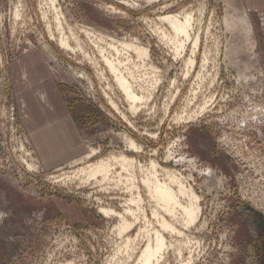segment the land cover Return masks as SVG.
<instances>
[{"label":"rangeland","instance_id":"obj_1","mask_svg":"<svg viewBox=\"0 0 264 264\" xmlns=\"http://www.w3.org/2000/svg\"><path fill=\"white\" fill-rule=\"evenodd\" d=\"M252 5L0 0V264L123 263L112 259L121 241L114 230L118 219L103 216L99 207L124 211L130 192L123 184H106V192L94 182L65 179L83 167L72 161L90 149L97 153L85 162L122 153L146 167L158 162L160 177L174 170L200 196V221L177 225L185 235L165 234L173 247L161 264H264V10L252 11ZM184 13L194 18L196 53L193 42L178 50L183 38L174 40L160 20ZM55 14L73 28L89 59L73 40L76 52L61 48ZM82 28L109 38L87 37ZM115 39L136 40L150 51L149 60L122 51L142 81L134 85L154 88L137 113L129 111L98 48ZM39 118L48 120L31 121ZM65 119L61 132L57 126ZM126 135L141 152L129 147ZM46 141L54 152L40 150L49 147ZM142 174L137 170V177ZM141 192L152 220L143 185ZM143 222L128 236L139 234Z\"/></svg>","mask_w":264,"mask_h":264},{"label":"bare ground","instance_id":"obj_2","mask_svg":"<svg viewBox=\"0 0 264 264\" xmlns=\"http://www.w3.org/2000/svg\"><path fill=\"white\" fill-rule=\"evenodd\" d=\"M55 1L56 0H49V2L52 4H55ZM55 10L58 11V9ZM55 16L56 17H54V19L57 25V27L55 28L57 29L56 32L60 34L58 41L61 48L74 52L79 49L81 50V52L83 51V53L88 58L89 55L84 48L85 45H82L81 40L78 38L73 28L68 26L67 29V27L63 26L62 20H60L61 16L59 14H55ZM160 20L163 24L168 25L171 28L173 32L170 36H172L174 40H180L181 38H183L179 43H177L180 46L178 50H180V48L184 49L181 47L182 45L193 42L194 50L192 52L196 53L199 46V35L196 34L195 37L192 36L194 18L193 16H191V14L184 13L180 16L176 14H166V16L162 17V19ZM82 32H84V34H87V37H96L102 42L109 38L102 33H98L91 29L82 28ZM72 40L76 42L78 49L72 47ZM98 48H100L99 51L103 58L102 60H104V62L106 63L105 65H107L109 69L108 71L113 76H115V83H117L120 91L123 92L126 101H128L131 105L129 106L131 107V110L129 111H132V113H137L139 111L138 109H140L138 107V104L145 102L146 100H148V98L151 99V96L149 95L153 94L152 91H154V86L152 87L153 89H151V91L149 87H147L146 85L142 86L141 83V86L139 85L138 87H140L142 93L139 92L138 89H136V82H139L140 79H136L137 77H135L131 72V68L128 66L130 60H125V53L123 54V52L125 51V49H128L136 53L138 59L146 58L149 60V49L137 43L136 40L119 41L117 39L113 40L112 42L106 43V47L98 46ZM177 53L178 51L176 50V54ZM90 61L98 65V61L96 62V60L94 61L91 58ZM188 61V64L192 65L191 67L193 68V66L195 65V60L191 58L188 59ZM151 65L149 66L150 68H152V70L156 69L154 65ZM100 75L104 76V73L101 74L100 72ZM155 82L156 85L161 82L160 78H157ZM134 83L136 85H134ZM173 98H175V95ZM112 99L109 98V101L111 100L109 103L110 105L114 106L113 108L117 109L118 112L119 107ZM123 139L124 141H128L129 147H131V149H134V151L136 152H141V148L137 146L133 138L126 135L123 137ZM90 150L92 151L87 153L83 157L72 161V163L74 164L84 163L85 165L83 164V167H79L77 170L73 171V174L70 175L69 173V176H66L65 179H80L86 183L94 182V185L103 187L105 191L107 190L104 187L106 184L108 186L114 183L115 187H119L121 184H123L125 192H130L131 194V197L126 201L124 211H118L115 208L113 209L107 207H99L100 212L101 214H103V216L108 218L116 217L118 219V224L115 225L114 230L116 231V235L120 236L119 238L121 239V241L116 244L117 247H115V249L117 248V252L112 259L115 260L122 258V264H161L164 260L167 259V254L173 247L172 242L167 240L165 234H178L181 236L185 235L178 229L177 225H182L188 228L190 225H193L200 221V217L202 214L200 196L197 194L196 190H194L191 185L187 184V182L182 177L178 176L177 173L174 172V170L168 171L164 169L165 171L163 170V176L165 178L160 177V165L158 164V162L151 161L150 164L146 167L144 164L139 163L134 158L128 156V154L126 155L123 153L120 155H111V157L107 159H99L94 163L85 162V160L91 159L97 153L94 149ZM24 162H26V166L33 168L32 164L28 163L27 160H24ZM137 170H141V172H143V174L140 176L141 178L137 177ZM140 184L143 185L144 190L148 192V201L152 206L151 218L152 220H155L156 223L150 219L148 210L143 206L144 198L141 192ZM141 222H143L144 225L143 227L141 226L142 228H140V233H137V235L135 234L136 236H128V234H130V232L137 225L141 224ZM158 226L160 228H157ZM177 249V251L180 253L179 255L181 256L183 249L180 247ZM189 262L187 264H189Z\"/></svg>","mask_w":264,"mask_h":264},{"label":"crops","instance_id":"obj_3","mask_svg":"<svg viewBox=\"0 0 264 264\" xmlns=\"http://www.w3.org/2000/svg\"><path fill=\"white\" fill-rule=\"evenodd\" d=\"M252 2H253V5H252ZM249 4L250 5H252V6H254L253 8H252V11H254V10H264V0H249ZM261 5L263 6V7H261ZM43 90V89H42ZM54 119V118H53ZM52 119V120H53ZM47 120H48V118H39V119H31V121L32 122H34V123H39V122H43L44 124L47 122ZM54 121V120H53ZM55 121H57V119H55ZM61 121V120H60ZM68 123H69V121H66V119L64 120V121H62L57 127H58V129L62 132L63 131V124H66V125H68ZM39 124H42V123H39ZM48 131H50V133L51 134H53V132H54V127H50V128H48ZM51 134L50 135H47V133H45L44 135H43V138L45 137V139H49V138H53L52 136H51ZM53 142V141H52ZM45 144L46 145H49V147L48 148H46V149H40V150H46L48 153H52V152H54L53 151V147H52V145H53V143H50L49 141H46L45 142ZM50 151H52V152H50Z\"/></svg>","mask_w":264,"mask_h":264}]
</instances>
